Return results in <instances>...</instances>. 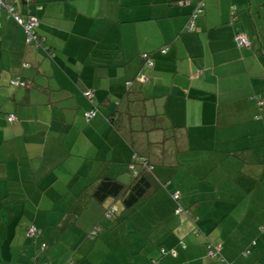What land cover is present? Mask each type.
<instances>
[{
  "label": "crops",
  "instance_id": "0c3cea01",
  "mask_svg": "<svg viewBox=\"0 0 264 264\" xmlns=\"http://www.w3.org/2000/svg\"><path fill=\"white\" fill-rule=\"evenodd\" d=\"M6 1L38 19L34 32L51 56L0 12V264H87L93 249L69 261L62 240L88 248L99 211L123 209L99 204L93 191L105 176L129 184L136 150L155 164L158 187L128 215L151 245L122 248L104 234L108 264H264V107L250 99H264V0ZM87 90L97 106L90 120ZM116 105L162 114L163 129L130 146L111 121ZM129 121L123 113L120 125ZM163 130L174 136L162 148ZM30 224L41 237L26 236ZM210 244L220 246L212 258Z\"/></svg>",
  "mask_w": 264,
  "mask_h": 264
},
{
  "label": "trees",
  "instance_id": "16d2710c",
  "mask_svg": "<svg viewBox=\"0 0 264 264\" xmlns=\"http://www.w3.org/2000/svg\"><path fill=\"white\" fill-rule=\"evenodd\" d=\"M4 2L6 5H8L12 9H8L6 7H0V12L6 11L8 14H10L13 17L15 24L19 25L14 18L17 15H18V17L25 19V21H27L29 17L35 18V16H33V15H28L29 17L24 18L23 16H21V14L18 11L14 10V7L12 6V4H10L6 0H4ZM24 2L27 3V2H30V0H24ZM195 9H197L196 12H194V14L196 13V17H195L193 22H195L197 20V17L202 13L203 6H200V7L198 6ZM190 20L191 19H189V21ZM189 21L186 25V29H187V26L190 24ZM37 24H38V19H36V25L32 28L33 38L31 40H27V42L33 43L37 47H42L40 45L39 36H37L34 32V29L36 28ZM19 26H21V25H19ZM193 28H194V23H193L192 29ZM191 30H188V31H191ZM237 35L244 36L246 38L247 42L245 44L238 43V41L236 39ZM234 40H235L236 44L240 47H245V46L249 45L248 38L244 34H242L241 32H236L234 34ZM42 49L44 50V52L45 51L47 52V55L51 56L50 51H49L50 49L48 46L42 47ZM159 51L163 53V52H165V48H162ZM143 54L148 55L147 59L149 61H151L152 64L149 65V63L147 62V59L142 57V59L145 61V63L148 66H153L154 62H153L152 58L150 57L151 53H143ZM143 54H141V55H143ZM140 80L146 81V78L144 80H142L140 77ZM14 83H16V84L17 83H19V84L23 83L24 84V82L21 83L20 80H15ZM88 92H90V95H87ZM83 93H84V96L88 99V101L91 104L90 109L84 113L86 120H90L91 118H93L95 116V110L94 109H97V106L94 105L92 102L93 101V90H87ZM250 99L255 101L256 106L259 110H261L264 107V99L260 93H254L252 96H250ZM117 106L118 105H116L115 107H117ZM140 107H141V105H135V107H134L135 112H133L131 110H129V111L125 110L122 113H120L121 110L119 111V109L117 107V108H115V111H113V115H112L113 119H111L112 122H114L113 120L117 121V124L113 123L114 127L117 129L119 134L124 139L127 138L126 140L129 141L128 144L132 147L134 145H136V143H137L136 140L141 135L144 136V134H145V136H146V135L151 134V132L155 131L154 128L159 129V130L163 129V128H160L158 126L160 123V120H162L164 117L162 114H159V115L153 114L152 115V114L146 113L145 110H141ZM89 113H91L92 116L89 117L88 116ZM123 113H125V114L127 113L129 120L131 119V121L128 122V125H124V124L120 125V123H121L120 120H121ZM10 115L13 116V118L11 120L9 119ZM4 118L9 123L13 122L16 119L14 114H5ZM132 120H136V121H132ZM166 131L167 130L160 131V132H162V139L159 141V144H160L159 146H162V148L167 145L168 138L171 136H174V135H172L171 132H166ZM128 135H129V137H128ZM154 165L155 164L150 160L149 156L144 155V154H142L136 150L133 152L131 160L128 162V171H129V174L131 177L129 184L122 183V182H120V181H118L112 177H109V176L103 177L101 180H99L96 183V187L93 191V197L96 200H98L100 204H103V202L106 199H111L113 202L115 200L120 201L122 204V207H123V209L120 210L119 208H116L115 203H111V204L105 206L103 208V216H102L103 218H105L109 222H112L113 224L114 223L119 224L121 222L119 218L122 214H124L125 211H127L129 214L131 212V210H134L137 206H139V204L142 201L147 200V197L150 196L158 187L156 184L157 178H156V176L154 174V170H153ZM174 194H177V193H172L171 197L175 201L179 202L180 201V193L177 194V196H178L177 198L173 197ZM179 211H180V206H178V208L176 209V212H179ZM78 213L79 212H76V214H78ZM113 216H114V218H113ZM122 221H123V219H122ZM118 224H117V226H118ZM117 226H115V228ZM30 229H33V232L31 234L29 233ZM104 230H106L105 227H102L101 223L99 222L98 224L93 226L87 232V237L90 238L91 240H93L94 238H96L98 236V234L100 232H101V234H100V236H101L102 232ZM42 232H43V230L39 229L37 226H35L33 224H30L26 228V236L29 238L37 239V238L42 236ZM212 245L219 246L216 244H212ZM46 247H47V244L45 242H42L40 245V248L43 250ZM219 248H220V246H219ZM161 252H163V251H161ZM215 254L213 256H215ZM213 256H208V257L212 258ZM72 264H74V263H72ZM222 264H225V263H222ZM226 264H229V263H226Z\"/></svg>",
  "mask_w": 264,
  "mask_h": 264
},
{
  "label": "rangeland",
  "instance_id": "374dc122",
  "mask_svg": "<svg viewBox=\"0 0 264 264\" xmlns=\"http://www.w3.org/2000/svg\"><path fill=\"white\" fill-rule=\"evenodd\" d=\"M100 204V203H99ZM118 205L122 206L121 202L118 201ZM140 207V206H139ZM98 210H101V208H98ZM91 211H95V210H89V212L83 217V219L80 221L81 225L80 226H87V223L90 221V218L93 216L91 213ZM128 213H124L120 216V221H122V219H124V221H126V226H128V229L125 230V226L121 225L119 227H117L116 231L110 233V231L117 226L118 223H112L109 222L108 220H104L102 219V211H99V222L101 223L102 227H105V229L107 230L105 233L104 231L102 232L103 234L100 236L101 232L98 234V236L96 238H94L93 240L90 241V239L87 241L88 244V248H86V246L79 248L80 245L83 243V240H77L76 238L71 239L70 237L66 236L63 238L62 242L69 248H71V252L69 254V261H76L75 259H79V257L82 254L81 250H89V252L92 251V249L94 250L93 254L91 256H89L88 258V263L87 264H100L101 260H104L105 257H102V254L104 253L105 247H104V234H106L105 237V241L109 242L111 244L114 243H118L122 248H127L129 242H131L132 244V249L133 250H137L140 251L144 248V246L146 245H151V240L149 241H145L143 239L144 237V230L142 228V226H139V224L137 222H134V220L131 219V217L129 215H127ZM116 215V214H115ZM114 215V216H115ZM78 216V215H77ZM113 216V218H114ZM69 220L66 222V225H68ZM128 224L132 225L129 226ZM80 226L77 225L75 226L77 229H80ZM67 228V226L64 227V229ZM63 229V231H64ZM57 234V231H55ZM76 236H80L79 232L75 233ZM86 240V238H85ZM61 242V243H62ZM109 248H113V246H108ZM79 248L77 254H76V250ZM88 252V253H89ZM76 254V255H75ZM75 255V257H73ZM140 256H144V254H140ZM109 259L106 258L105 262L103 264H108ZM75 264V263H74Z\"/></svg>",
  "mask_w": 264,
  "mask_h": 264
},
{
  "label": "built area",
  "instance_id": "2783aa9c",
  "mask_svg": "<svg viewBox=\"0 0 264 264\" xmlns=\"http://www.w3.org/2000/svg\"><path fill=\"white\" fill-rule=\"evenodd\" d=\"M0 7H6L8 9H12L8 5L5 4L4 0H0ZM195 17H196V13L193 14L192 19L189 21L190 24L187 26L188 30L192 29L193 21H194ZM14 18H15L16 22L24 28V30L27 34V40H31L33 38L32 28L36 25V19L34 17H29L28 20L25 21V19L18 17V15L15 16ZM236 39H237L238 43H240V44H245L247 42L246 38L242 35H237ZM142 57L147 59L148 55L143 54ZM147 62L149 63V65L152 64L151 61H149L148 59H147ZM141 79L144 80L145 78L142 76ZM87 95H90V92H88ZM88 116L90 117V116H92V114L89 113ZM12 118H13V116L10 115L9 119L11 120ZM173 197L177 198L178 196H177V194H174ZM32 232H33V229H30L29 233L31 234ZM207 247H208L207 248V255L208 256H213L219 250V246H215L212 244L208 245Z\"/></svg>",
  "mask_w": 264,
  "mask_h": 264
}]
</instances>
